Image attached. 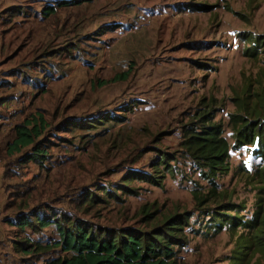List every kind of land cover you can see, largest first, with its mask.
I'll return each mask as SVG.
<instances>
[{
    "label": "rangeland",
    "instance_id": "rangeland-1",
    "mask_svg": "<svg viewBox=\"0 0 264 264\" xmlns=\"http://www.w3.org/2000/svg\"><path fill=\"white\" fill-rule=\"evenodd\" d=\"M57 1L0 0V262L58 254L34 261L13 250L22 238L59 239L53 225L12 226L35 209L65 226L139 230L189 212L179 264H264L246 228L264 208L263 161L254 142L236 146L233 128L264 90V52L252 53L254 38L264 39V0ZM38 114L46 158L22 163L29 147L10 155L8 143ZM205 121L230 146L215 187L182 146L188 125ZM193 192L209 196L204 211ZM228 203L230 217L214 219Z\"/></svg>",
    "mask_w": 264,
    "mask_h": 264
},
{
    "label": "trees",
    "instance_id": "trees-1",
    "mask_svg": "<svg viewBox=\"0 0 264 264\" xmlns=\"http://www.w3.org/2000/svg\"><path fill=\"white\" fill-rule=\"evenodd\" d=\"M80 1L58 0L56 5L67 6ZM43 9V13L47 16L55 12L53 5H48ZM253 42L252 53L258 48H262L264 52V39L255 37ZM263 94L264 90L256 93L255 101L249 104V107L244 106L245 113L237 115V119L233 120L236 146L254 142L260 150L263 164L258 176L263 184L262 190H264ZM203 115L199 118H203ZM205 122L199 126L188 125L182 146L203 178L215 187L216 177L228 171L230 146L219 124ZM45 124L43 116L38 114L15 125V135L7 147L8 154L11 155L15 151L19 153L21 148L29 147L28 153L20 157L19 161L41 164L46 154L40 141L36 139L42 134ZM167 162L165 156L161 157L155 170L160 164L166 165ZM159 172L156 170V173ZM132 177L143 181L150 179L147 174L136 172ZM210 192H214L213 189ZM192 195L196 207L204 211L210 201L209 196L200 192H193ZM93 198L92 194L89 195L88 202H93ZM222 207L225 213H217L214 218L220 222L230 217L226 212L231 211L233 205L228 203ZM189 218V212L173 213L163 217L149 230L131 227L114 229L93 227L81 221L65 226L60 219L55 220L56 218L44 212L41 214L32 209L29 212L18 214L12 226L20 231L27 228L36 232L53 225L59 239L55 242L40 244L30 238H22L20 241L13 242V250L31 257L34 261H39L49 252L58 250L57 255L45 258L42 264H179L177 250L188 244L184 229L189 225ZM235 219L237 218H231V225L235 223ZM246 225V228L253 230L250 240H247L248 244L252 241L256 250L264 256V208L261 202L256 206L253 219L246 222ZM43 255L45 256L42 257Z\"/></svg>",
    "mask_w": 264,
    "mask_h": 264
},
{
    "label": "crops",
    "instance_id": "crops-1",
    "mask_svg": "<svg viewBox=\"0 0 264 264\" xmlns=\"http://www.w3.org/2000/svg\"><path fill=\"white\" fill-rule=\"evenodd\" d=\"M1 241H2V240H0V242H1ZM0 264H7V263L2 261V262H0Z\"/></svg>",
    "mask_w": 264,
    "mask_h": 264
}]
</instances>
